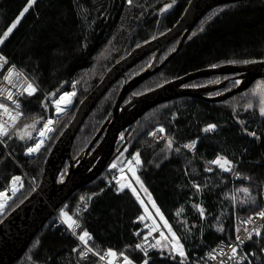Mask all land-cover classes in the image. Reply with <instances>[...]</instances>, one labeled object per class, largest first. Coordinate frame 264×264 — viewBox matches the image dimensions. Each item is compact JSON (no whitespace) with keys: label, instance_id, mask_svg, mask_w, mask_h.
Segmentation results:
<instances>
[{"label":"trees","instance_id":"obj_1","mask_svg":"<svg viewBox=\"0 0 264 264\" xmlns=\"http://www.w3.org/2000/svg\"><path fill=\"white\" fill-rule=\"evenodd\" d=\"M191 1L36 0L4 38L3 33L28 0H0V38L3 39L0 52L10 61L8 67L14 66L37 89L32 96L24 91L18 98L19 112L23 115L5 138L9 153L0 146V193L10 188L14 177L24 185L10 203L5 218L38 188L55 143L73 120L79 105L107 72L135 49L173 29ZM180 43L181 39L161 54V65ZM153 59L154 54L129 70L91 112L75 138L74 160L85 155L108 121L124 85L145 72ZM262 62L264 0L220 5L205 14L180 52L159 73L131 92L125 104L199 71ZM239 75L200 77L185 86L196 89L226 82L225 87L206 95L208 99L221 97L239 86ZM258 85H263V89ZM72 91L77 92L74 108L56 120L45 146L35 156L28 157L25 151L33 141L21 139L23 131L33 129L34 136L46 120L50 96L56 100L62 93ZM261 93H264V78L218 103L186 97L172 100L145 113L130 131L120 135L117 148L125 142L127 146L117 157L124 154L123 158L115 165H124L131 156L140 154L142 167L138 176L152 199L140 188L151 205L155 201L180 238L184 256L174 253L163 232L159 249L149 258L144 257L137 247L136 233L145 232L134 224V219L148 215L147 206L141 205L132 190H121L113 181V167L74 194L60 213L64 211L82 222L81 234L90 233L86 239L97 256L111 249L129 257L134 264H143L145 259L148 264H196L195 255L201 256L220 242L235 240L240 217L249 218L264 209ZM209 125L216 127L205 132ZM156 128H163L173 139L171 146L169 140L156 143L152 139L151 132ZM253 132L255 136L251 135ZM197 139L200 142L195 155L181 148L182 144ZM219 157L231 161L227 165L230 171L213 163ZM68 170L69 162L61 176ZM55 225L51 221L41 231L17 264H99L96 256L83 260L78 240ZM262 248L264 233L246 249L251 264H264Z\"/></svg>","mask_w":264,"mask_h":264},{"label":"water","instance_id":"obj_2","mask_svg":"<svg viewBox=\"0 0 264 264\" xmlns=\"http://www.w3.org/2000/svg\"><path fill=\"white\" fill-rule=\"evenodd\" d=\"M237 1L242 0H192L173 29L135 49L107 72L100 84L79 105L73 120L55 143L45 162L43 177L38 188L1 221L0 264H17L41 231L64 209L72 196L97 180L113 165L115 159L127 146V142H125L120 148H117L120 135L126 130L130 131L145 113L156 106L183 97L207 99L210 102L218 103L248 89L257 79L264 78V62L243 68L225 66L203 70L174 80L144 95L136 96L125 104V100L131 92L159 73L163 66L180 52L184 42L207 12L217 6ZM179 39H181V43L177 50L161 65L159 61L161 54ZM152 54H154V59L150 67L124 85L108 121L85 155L74 160L72 147L75 138L91 112L119 79L124 78L129 70ZM233 73L240 74L238 79L241 83L233 91L221 97L208 99L206 95L225 87L226 82L214 87L196 89L185 87V84L200 77ZM50 99H53V95L50 96ZM22 135L24 141L28 139L26 129ZM103 135L102 142L95 148ZM67 162H69V170L62 177L61 173Z\"/></svg>","mask_w":264,"mask_h":264},{"label":"built area","instance_id":"obj_3","mask_svg":"<svg viewBox=\"0 0 264 264\" xmlns=\"http://www.w3.org/2000/svg\"><path fill=\"white\" fill-rule=\"evenodd\" d=\"M0 56L4 57L5 60H0V104H4L7 108V111H5L4 108H0V125H3L4 131L8 134L11 132L12 128L16 125V123L19 121L20 117L16 121H13L10 119V117L17 116L19 113V109H17L16 104L13 103V100L18 101V98L21 96V94L24 92V88L27 87L28 80L24 79L23 76H16L13 75L11 77V82L9 80L5 79V76H8L9 69L12 67H8L10 64V61L0 52ZM8 68V69H7ZM7 69V70H6ZM6 70V72H5ZM14 71L19 72L15 67ZM23 86V87H22ZM8 92L13 93V99H8ZM65 93H74V95L66 96L65 100L61 102V108L60 110H57L56 103L61 95H64L62 93L56 100L50 101L49 103V111L46 116V120L44 122L47 123L49 120L52 121V123L49 125V127L52 129V131H47L44 129L43 126L35 133V135L32 137L33 144L30 147H34V145L41 140H43L42 149L46 142L49 140L50 135L54 131V126L56 123V120L60 119L61 117L65 116L73 107H74V98L77 94L76 91L72 92H65ZM71 101V103H68L67 101ZM161 128H156L151 132V137L156 143L165 142L167 140L173 141L170 137H168L164 131H160ZM44 132V135L41 136V132ZM207 132V131H205ZM155 133V135H153ZM8 134L0 135V146L6 150L9 153L7 144L5 142V138L8 136ZM199 145V141H191L188 143H184L181 145V148L188 152L191 155H195L197 152V148ZM29 147V148H30ZM26 149L25 154L28 157L35 156L38 152L29 153L28 149ZM137 154V153H136ZM136 154L131 156L126 164L113 167L115 169L113 173V181L119 185L124 183H131L132 186L137 190L139 193L141 200L144 201V204L147 206L148 211L152 215V217H149L148 215H140L137 216L134 219V224L141 226L143 228V231L145 234H140V232L136 233V237H138L137 245H141L140 248H138L144 257L149 258L155 251L159 249V244H157V241H160L161 233H165V238L170 242L171 241V234L165 230L163 227L162 222L156 215L155 211L153 210L152 206L150 205L148 199L146 196L143 195V191L140 188L139 184L136 183V176H138V173L141 171L142 167V160L140 164L136 163ZM218 159V158H217ZM216 159V160H217ZM215 160V161H216ZM136 169V176H133L131 169ZM208 170L211 172L213 171V168L211 166H208ZM23 189V187L18 183L16 180L15 183H11L10 188L3 191L4 193L3 197H0V203H3L4 207L2 210H0V220L5 217V214L7 212V209L10 205V203L16 198V196L19 194V192ZM129 189L130 188H124ZM146 197V198H145ZM264 211V209L260 210L259 212ZM257 212L256 214L252 215L249 218L240 217L239 218V227L236 230L235 234V240L231 242H221L217 244L213 249H211L210 253L208 255H195L194 259L196 260V264H245L246 263V251L245 248L254 242L256 238H259L261 233L264 232V219H262ZM144 216V219L141 220L140 217ZM68 217H71L73 220L76 221V225L73 226V228L69 227L68 224ZM68 217L57 214L56 218L58 220L57 227H63L67 230L69 235H72L76 237V239L79 242V248L81 249L80 257L83 260H87L91 258L92 256H96L99 259V264H124V254H118L115 257H111L108 255V253H105L104 255L97 256L94 252L89 251L88 248L85 247V245L82 243V241L77 237V234L82 231L83 224L78 218H74L70 215ZM153 220L156 222V230H153ZM233 249H235V252H233ZM145 252H147V255H145ZM251 264V260H250Z\"/></svg>","mask_w":264,"mask_h":264},{"label":"snow or ice","instance_id":"obj_4","mask_svg":"<svg viewBox=\"0 0 264 264\" xmlns=\"http://www.w3.org/2000/svg\"><path fill=\"white\" fill-rule=\"evenodd\" d=\"M36 0H28V4L27 6L20 12L19 16L15 19V21L7 28V30L3 33V37L6 38L10 33H12V31L17 27V25L19 24L20 22V19L24 16V14L26 12H28L29 8H31L34 4H35ZM167 7H171V5H168ZM0 43H3V39L0 38ZM0 60H5L4 57L0 56ZM245 63H248V61H245ZM0 67H2V65H0ZM13 75H16V76H23L22 73H18V72H15L14 71V66H12L11 69H9V74L8 76H5V79L6 80H9V82H11V77ZM25 80H27L26 77H24ZM239 83V82H237ZM23 87V86H22ZM24 91L27 92V94L29 96H32L35 94V92L37 91V89L33 86L32 83H27V87L24 88ZM23 94V93H22ZM71 95H74V93H64V95H61L56 103V107H57V110H60L61 108V102L65 100V97L66 96H71ZM261 96H262V100H261V103H262V107H261V114L264 115V93H261ZM8 99H13V93L11 92H8ZM68 103H71V101H67ZM13 103L16 104V107L17 109L20 108V104L18 101L16 100H13ZM248 107H251V105H249ZM0 108H4L5 111H7V108L4 104H0ZM23 115V112H19L17 114V116H13V117H10V119H12L13 121H16L18 119L19 116H22ZM52 123L51 120H49L47 123L44 124V129H46L47 131H52V129L49 127V125ZM216 127V125H209L205 131H208L209 129H214ZM161 132L164 131L163 128L160 129ZM8 133L4 131V127L3 125H0V135H7ZM44 135V132L42 131L41 132V136ZM153 135H155V133H153ZM252 136H255L256 133L253 132L251 133ZM21 139H23V137H21ZM169 146H171V140H169ZM42 144H43V140H41L40 142L36 143L34 145V147H30L28 149V152L29 153H33V152H38L40 150V148L42 147ZM136 163L137 164H140L141 163V160H140V154L137 153L136 154ZM213 163H217L220 165V167L222 168H225V170L227 171H230L231 169L227 167V165L231 164V161H228L226 157H219L216 161H213ZM113 167H115V165H113ZM132 171V174L133 176H136V169L133 168L131 169ZM19 178L18 177H14L13 178V183H15L16 180H18ZM136 183H139L140 184V187L143 188L144 192L148 195L149 199L151 200V194L148 193V190L147 188L144 187L143 185V182L140 180V177L139 176H136ZM124 188H130L132 190V193L133 195L136 196V199L138 201H140L141 205L143 206L144 205V201L141 200V197L139 195V193L137 192V190L132 186L131 183H124V184H121L120 185V189L123 190ZM245 192L248 191V189H244ZM4 196V193H0V197H3ZM4 207L3 203H0V210H2ZM152 207L155 208L156 210V214L159 216L160 220L163 221V227L166 228L168 230L169 233H171V245L172 247H174L176 249V251L179 253V255L181 256H184L185 253H184V250H183V245L180 243V238L177 236L176 232L173 231L172 229V226L169 224V222L167 221V219L164 218V214L160 211V209L156 206V203L154 200H152ZM201 213H203V208L200 209ZM145 212L147 213L148 212V208L145 207ZM64 216L68 217V214L67 213H64L63 214ZM177 215H179V213H177ZM258 215L264 219V211H261L258 213ZM141 220L144 219V216H141L140 217ZM68 224H69V227L70 228H73L74 225H76V221L73 220L71 217H68ZM78 227V225H76ZM156 222L155 220H153V230H156ZM164 234L161 233V237L163 238ZM90 237V233H88L87 231H83V233L80 235L79 239L81 241H83L85 244L88 243V240L86 238ZM160 241H157V244H159ZM138 248L141 247V245H137ZM89 251H91V249H89ZM233 252H235V249H233ZM108 255L111 256V257H115L117 256V253L111 249L108 250ZM145 255H147V252H145ZM124 264H134V262L127 256H124ZM143 264H148V260H144L143 261Z\"/></svg>","mask_w":264,"mask_h":264},{"label":"bare ground","instance_id":"obj_5","mask_svg":"<svg viewBox=\"0 0 264 264\" xmlns=\"http://www.w3.org/2000/svg\"><path fill=\"white\" fill-rule=\"evenodd\" d=\"M253 65H254V64H253ZM240 68H243V67H240ZM253 83H254V82H253ZM19 184H20L22 187H24L23 183H19ZM53 222L56 224V225H55V226H56L55 228H62V229L67 233V235H69L68 232H67V230H66L65 228H63V227H57V224H58V220H57V219H54ZM49 224H50V223H49ZM49 224H48V225H49ZM48 225H47V226H48ZM263 233H264V232H263ZM263 233H261L260 237L262 236ZM80 234H81V231L77 234V237H79ZM71 236H72V235H71ZM72 237H74V236H72ZM74 238L76 239V237H74ZM87 240H88V239H87ZM223 242H224V241H223ZM82 243L85 245L86 248L91 249V248L89 247L88 243L85 244L83 241H82ZM220 243H221V242H220ZM218 244H219V243H218ZM215 246H216V245H215ZM215 246H214V247H215ZM248 246H249V245H248ZM248 246H247V247H248ZM214 247H213V248H214ZM247 247L245 248V251H246ZM213 248H212V249H213ZM81 249H82V248H81ZM262 249H263V251H264V248H262ZM210 250H211V249H210ZM210 250H208L206 253L202 254L201 256H203V255H208V254L211 252ZM91 251L93 252L92 249H91ZM247 263L250 264V257H249V253H247V251H246V263H245V264H247Z\"/></svg>","mask_w":264,"mask_h":264},{"label":"rangeland","instance_id":"obj_6","mask_svg":"<svg viewBox=\"0 0 264 264\" xmlns=\"http://www.w3.org/2000/svg\"><path fill=\"white\" fill-rule=\"evenodd\" d=\"M12 80V79H11ZM259 86V85H258ZM263 85H260L259 86V89L260 90H262L263 89V87H262ZM233 91V90H232ZM64 117V116H63ZM62 118V117H61ZM15 127V126H14ZM14 127L12 128V129H14ZM33 135V129H29V131H27V136H29V137H31ZM199 142H200V139H197ZM32 141V140H31ZM123 156H124V154L120 157V158H117V159H115V161H114V163H113V165L114 164H116L121 158H123ZM112 165V166H113ZM112 166L110 167V168H112ZM20 181V180H19ZM143 195H144V193H143ZM145 196V195H144ZM146 198V197H145ZM151 204V203H150ZM145 205V204H144ZM146 206V205H145ZM155 209V208H154ZM7 213V212H6ZM62 213H65L64 211L62 212ZM6 215V214H5ZM56 217V216H55ZM55 217H54V219H55ZM53 219V220H54ZM3 220V219H2ZM1 220V221H2ZM53 220H52V222H53ZM162 221V220H161ZM163 222V221H162ZM1 223V222H0ZM173 249H174V253L176 252V254H179L177 251H176V249L173 247ZM247 264H249V263H247Z\"/></svg>","mask_w":264,"mask_h":264},{"label":"flooded vegetation","instance_id":"obj_7","mask_svg":"<svg viewBox=\"0 0 264 264\" xmlns=\"http://www.w3.org/2000/svg\"><path fill=\"white\" fill-rule=\"evenodd\" d=\"M186 87V86H185Z\"/></svg>","mask_w":264,"mask_h":264}]
</instances>
